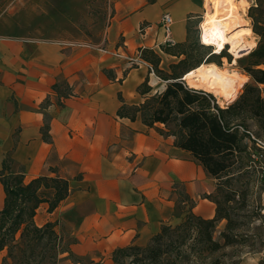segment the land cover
Here are the masks:
<instances>
[{"label": "crops", "instance_id": "1", "mask_svg": "<svg viewBox=\"0 0 264 264\" xmlns=\"http://www.w3.org/2000/svg\"><path fill=\"white\" fill-rule=\"evenodd\" d=\"M208 3L109 0L102 31L90 41L0 35V167L9 158L10 170L21 173L24 182L39 175L68 180V195L52 211L41 202L34 221L39 226L54 222L76 257L110 259L116 247L145 245L162 225L177 224L189 210L214 216L216 205L205 194L213 193L215 179L203 166L158 130L162 123L147 126L139 116L117 114L122 101L143 100L138 86L146 78L147 94L165 85L145 63L130 67L124 56L153 49L159 68L170 72L169 65L183 57L178 53L188 25L198 38L197 19ZM164 13L173 20L171 45L163 43L159 19ZM234 63L207 64L234 74L236 85L249 76ZM184 75L189 86L212 92L219 104L233 100L241 87L225 99L205 85L190 84ZM56 83L64 94L53 88ZM4 196L0 182V210ZM180 203L187 205L180 208Z\"/></svg>", "mask_w": 264, "mask_h": 264}, {"label": "trees", "instance_id": "2", "mask_svg": "<svg viewBox=\"0 0 264 264\" xmlns=\"http://www.w3.org/2000/svg\"><path fill=\"white\" fill-rule=\"evenodd\" d=\"M247 16L251 19L252 33L259 37L242 67L250 81L246 80L241 92L223 106L212 92L191 87L182 77L203 62L214 61L221 65L222 57L231 61L230 55L222 54L225 46L216 53L221 55L220 58H214L213 52L206 53L189 66L186 46L197 44L199 36L193 38V29L188 25L186 44L178 53L183 57L169 65L170 72L159 68L157 52L150 48L141 49V57L165 80L164 88L147 94L150 87L146 78L138 86L143 100L138 104L122 101L117 114L132 120L139 116L147 126L162 123L163 128L158 130L173 136L174 144L188 151L215 179L213 193L205 194V197L213 201L216 208L211 218L189 210L177 224L162 225L145 245L116 247L111 254V264H186L190 257L195 262L204 263L210 254L236 241L233 230L238 223L231 215L232 206L229 204L240 192L234 187L235 182L242 176L244 167L249 165L253 150H258L248 132L249 121L264 130V0H254L248 7ZM164 51L168 52V48ZM105 72L110 75L107 69ZM59 86L56 83L53 88L60 92ZM60 93L64 94L63 91ZM0 182L5 193L0 210V252L5 250V254L0 264H61L67 259H72L73 263L102 264L76 257L69 249V240L67 245L63 244V237L55 230L54 222L39 226L34 221L41 202H46L47 211H52L68 195L67 179L58 175H39L24 182L21 173L10 170V159L6 158L0 167ZM242 198L245 199V194ZM223 219L221 243L214 238V232Z\"/></svg>", "mask_w": 264, "mask_h": 264}, {"label": "rangeland", "instance_id": "3", "mask_svg": "<svg viewBox=\"0 0 264 264\" xmlns=\"http://www.w3.org/2000/svg\"><path fill=\"white\" fill-rule=\"evenodd\" d=\"M244 1L248 2L243 16L246 19L248 7L254 3V0ZM108 3L109 0H0V35L55 39L58 41L94 40L95 37L100 35L110 11ZM202 17L203 13L197 19L196 26L199 25ZM246 27L251 28L250 18L247 19V23L243 22L242 25H238L236 30L245 32ZM192 36L195 37L194 30ZM258 39L259 37L254 33L246 38L241 36V40L245 45L249 41H254L253 43L257 44ZM200 43L199 38L197 44L186 46L189 54L187 62L189 66L196 63L206 53L214 51V46ZM229 49L230 47L225 45L222 54L230 55L231 61H228L226 57L220 58L221 55L218 54H215L214 58H220L225 63L227 61L232 62L234 57ZM248 52L237 57L233 66L242 70V67L246 64ZM225 66L230 67L228 64ZM224 74L229 77L234 76V74H229L226 69H224ZM239 79L241 81L242 77ZM243 82L241 81V83ZM236 86L240 85L237 84ZM220 105L223 106L225 103L220 101ZM248 129L252 139L264 142V130H259L251 121H249ZM249 144L251 145L250 142ZM249 158V165L244 167L241 172L242 176L234 185L241 193L235 194L234 200L229 204L232 206L231 215L238 223L233 230L236 241L224 245L218 251L210 254L206 257L204 263H200V260L195 262L196 260L194 261V258L190 257L186 264H264V166H261L260 162L261 159H264V148L254 149ZM176 191L178 192V199H183V191L180 189ZM244 194L245 199L242 200ZM186 205L179 204L180 208H184ZM224 225V219L219 221L214 232V238L221 243L223 238L220 232L224 229ZM68 240L70 241V239L64 237L63 244L67 245ZM4 254L5 250H2L0 260ZM88 260L90 259H82V261ZM92 260L100 261L102 264H111V258ZM61 264L80 263H73L72 259H67L62 261Z\"/></svg>", "mask_w": 264, "mask_h": 264}, {"label": "bare ground", "instance_id": "4", "mask_svg": "<svg viewBox=\"0 0 264 264\" xmlns=\"http://www.w3.org/2000/svg\"><path fill=\"white\" fill-rule=\"evenodd\" d=\"M247 3L244 0H209L199 23L200 42L204 45L214 46L213 54L219 53L225 45L229 46V51L234 57L233 63L237 57L256 45L253 41H249L245 45L241 40V36L252 34L250 28H245V32L236 30L238 25H242L246 21L242 16V11L245 10ZM205 39L211 40L212 43L204 42ZM184 78L188 82L195 83L193 85H206L225 99L233 97L237 90V84H234L233 77L226 76L224 71L216 65L206 62L187 71ZM243 83L240 81L238 84L242 85Z\"/></svg>", "mask_w": 264, "mask_h": 264}, {"label": "built area", "instance_id": "5", "mask_svg": "<svg viewBox=\"0 0 264 264\" xmlns=\"http://www.w3.org/2000/svg\"><path fill=\"white\" fill-rule=\"evenodd\" d=\"M172 22H173L172 17L168 13H164L159 19V24L164 31V40H163L164 45H171L173 43V39L171 37ZM198 30H199V25H198ZM66 44L72 45L75 43L74 42H68ZM114 54L117 56H122L118 52H115ZM124 60L126 61V63L129 64L130 67L131 66H138L140 64L145 63L146 66L148 67L149 71L153 72L152 65L147 63L146 61H144L143 58L141 57V51L137 52L133 56H124ZM255 140H256L255 142H256L258 147L264 148V142H262L261 140H258V139H255ZM260 162H261V166H264V159H261Z\"/></svg>", "mask_w": 264, "mask_h": 264}, {"label": "clouds", "instance_id": "6", "mask_svg": "<svg viewBox=\"0 0 264 264\" xmlns=\"http://www.w3.org/2000/svg\"><path fill=\"white\" fill-rule=\"evenodd\" d=\"M204 42H206V43H212V41L211 40H209V39H205V41Z\"/></svg>", "mask_w": 264, "mask_h": 264}]
</instances>
